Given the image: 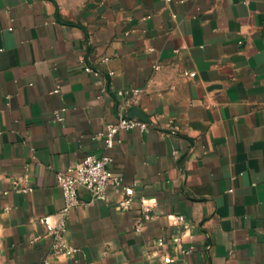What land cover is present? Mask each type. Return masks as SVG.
I'll list each match as a JSON object with an SVG mask.
<instances>
[{"label": "crops", "instance_id": "1", "mask_svg": "<svg viewBox=\"0 0 264 264\" xmlns=\"http://www.w3.org/2000/svg\"><path fill=\"white\" fill-rule=\"evenodd\" d=\"M121 89L143 91L148 127L108 149ZM89 155L110 156L122 187L80 190L79 253L56 258L41 219L58 220L57 174ZM46 261L264 264V0H0V264Z\"/></svg>", "mask_w": 264, "mask_h": 264}, {"label": "built area", "instance_id": "2", "mask_svg": "<svg viewBox=\"0 0 264 264\" xmlns=\"http://www.w3.org/2000/svg\"><path fill=\"white\" fill-rule=\"evenodd\" d=\"M104 63L108 60L103 59ZM82 64L87 73H92L96 77L100 76V72L92 67L88 60L83 59ZM158 70L159 67L155 66ZM110 76L114 75L113 72L108 73ZM187 76L193 77L195 73L187 72ZM59 92L58 90L55 91ZM143 91L141 89H121L116 93L117 103H121L122 107L126 110L124 116H120L116 123L109 124L107 129L100 133L99 137L103 138L108 149H112L115 146V137L121 130L130 131L135 128H140L142 130L148 127L146 122L138 119H133L128 117V112L132 108V102L136 100ZM67 114V108L63 107L56 110L53 113L54 122L63 123L65 122ZM113 159L110 156H96L89 155L83 160L69 167L64 172H59L57 174V184L62 190L64 198V208L58 215V220H54L52 216H45L41 219V223L46 229L47 235L52 239V253L51 255L60 258L62 256L74 257L79 253V249L73 247L69 244L67 240L68 223L74 210L81 204L80 190L86 189L91 197L96 201H105L107 199V192L109 188H121L122 187V176L119 174H113L110 172V166ZM14 189L22 194H28L33 192L32 187L21 188L18 182H14ZM126 199H124L120 204L122 210H126L130 207L132 203L133 191L131 189L125 190ZM143 212L145 217L148 218L151 212V207L144 200L143 202ZM171 223L174 225L178 223L184 224V217H170ZM184 228L188 231V225L184 224ZM140 230V227H138ZM40 240V237L33 239L32 243ZM172 245L179 248L183 254H191L194 250L193 246L188 248H183L181 245L180 238H174L171 240ZM157 246L163 247L166 242L163 239L157 240ZM48 264V261H46Z\"/></svg>", "mask_w": 264, "mask_h": 264}, {"label": "water", "instance_id": "3", "mask_svg": "<svg viewBox=\"0 0 264 264\" xmlns=\"http://www.w3.org/2000/svg\"><path fill=\"white\" fill-rule=\"evenodd\" d=\"M128 117L133 118V119H138V120H141L143 122H148V119L145 116V114L140 109H138L137 107L130 108V110L128 112Z\"/></svg>", "mask_w": 264, "mask_h": 264}]
</instances>
